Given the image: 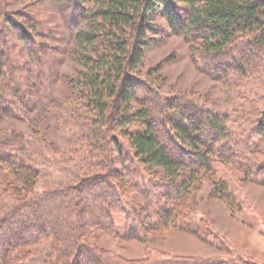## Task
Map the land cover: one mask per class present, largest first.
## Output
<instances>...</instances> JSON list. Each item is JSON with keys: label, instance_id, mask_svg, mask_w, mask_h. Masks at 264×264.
<instances>
[{"label": "trees", "instance_id": "trees-1", "mask_svg": "<svg viewBox=\"0 0 264 264\" xmlns=\"http://www.w3.org/2000/svg\"><path fill=\"white\" fill-rule=\"evenodd\" d=\"M61 2L70 5V28H85L75 35L71 57L77 69L65 78L64 104L53 101L44 111L37 109L18 86L22 69L8 52L12 47L0 40V82L17 101L4 95L0 83V124L23 120L36 139L45 121L32 115L48 114L58 129L56 139H40L38 145L23 131L0 130V264H259L238 256L179 258L154 248L143 259H129L93 241L99 232L118 236L114 213L127 226L126 240L146 243L171 230L208 243L218 240L204 221H194V189L220 166L237 164L240 150L233 146L246 143L229 131L220 113L195 97L162 98L136 74L151 45L150 22L162 16L214 79L254 80L255 97L243 117L261 114L264 0ZM21 36L23 45H31V37ZM43 83L38 86L47 94ZM33 88L29 93L35 94ZM75 102L79 110L72 107ZM248 131L264 136V124L258 121ZM59 155L64 159H54ZM242 160L249 179L264 186V154L253 151ZM119 164L125 175L116 169ZM53 171L74 183L36 190L39 178ZM212 195L237 202L226 181L214 184ZM224 244L219 243L222 250Z\"/></svg>", "mask_w": 264, "mask_h": 264}, {"label": "rangeland", "instance_id": "rangeland-1", "mask_svg": "<svg viewBox=\"0 0 264 264\" xmlns=\"http://www.w3.org/2000/svg\"><path fill=\"white\" fill-rule=\"evenodd\" d=\"M83 7L91 8L90 5ZM70 12V5L62 4L61 0H0V40L12 47L8 52L14 55L19 68L22 69L18 86L36 108L42 111L53 101H61L63 104L66 102L69 86L65 78L74 76L77 69L71 52L76 44V33L85 28L78 30L70 28L67 23ZM79 20L76 19L77 22ZM150 25L155 29L148 34L151 45L145 51L142 67L138 68L136 77L159 90L162 98L183 97L192 100L195 97L196 101L220 113L227 120L229 131L237 140L241 139V144L246 145L233 146L240 150V161L237 164L220 166L214 175H205L201 185L194 189L196 196L194 221L198 223L204 221L218 240L212 238L208 243L195 234L178 230L149 236L146 243L126 240L123 237L128 233L127 226L124 220L114 213L113 219L118 236L99 232L93 243L129 259H143L148 250L154 248L179 258L207 260L238 256L264 264V186L249 179L242 160L247 159L253 151L264 154V136L248 134L249 128L254 127L258 121L264 124V109H260L261 114L258 110L253 117H243L245 115L243 111L247 107L249 109L252 107L251 103L255 97L251 91L256 87L254 80L236 75L225 80L214 79L211 71L205 67L203 70L191 45L183 37L175 34L165 18L157 16ZM21 34L32 38L31 45H23ZM255 62L252 66H255ZM42 80L48 87L45 91L47 94L38 86ZM0 83L4 95L13 103L17 102L2 80ZM32 86L35 94L29 93L28 89ZM77 104L73 103L72 107L79 110ZM262 107L264 108V104ZM32 117L45 121L39 136L36 135L39 138L35 139L29 123L19 119L3 122L0 124V130L23 131L36 145L40 139L51 142L57 138V122H53V116L48 118V114H44L35 117L33 114ZM36 145L34 146L37 147ZM52 155L47 154L50 159H53ZM54 159L64 158L59 155ZM116 169L125 175L121 164L117 165ZM260 172L264 173V169ZM221 181L228 183L237 200L235 205L212 195L214 184ZM73 183V179L66 173L53 171L39 178L36 190H53ZM95 193L99 195V191ZM220 241L225 243L223 250L220 248ZM227 249L230 252H226Z\"/></svg>", "mask_w": 264, "mask_h": 264}]
</instances>
